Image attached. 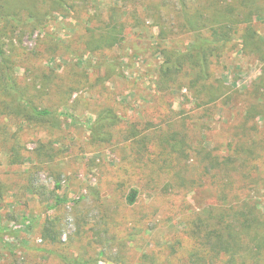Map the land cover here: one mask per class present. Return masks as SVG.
<instances>
[{
	"label": "rangeland",
	"instance_id": "rangeland-1",
	"mask_svg": "<svg viewBox=\"0 0 264 264\" xmlns=\"http://www.w3.org/2000/svg\"><path fill=\"white\" fill-rule=\"evenodd\" d=\"M28 5L27 24L0 22V264H188L192 225L219 205L206 153L232 154L243 122L264 136V61L245 46L248 24L220 30L213 0ZM215 32L227 35L205 49L199 100L188 84L203 60L179 54ZM248 192L264 215V181Z\"/></svg>",
	"mask_w": 264,
	"mask_h": 264
},
{
	"label": "trees",
	"instance_id": "trees-1",
	"mask_svg": "<svg viewBox=\"0 0 264 264\" xmlns=\"http://www.w3.org/2000/svg\"><path fill=\"white\" fill-rule=\"evenodd\" d=\"M227 1L213 0L214 9L219 17L218 22L223 23L220 25V30H228L232 33L236 30L233 28L237 27V19L244 18V21L239 23L248 24L244 36L245 46L264 61V42L253 28L251 17L254 9H259V0H231L230 4ZM19 2L22 5L20 12L16 9ZM28 2L29 0H0V22L11 21L17 25L27 24L37 14L33 11L29 12ZM11 12L13 15L8 14ZM25 12L30 13V18L27 20L21 17ZM199 17H202L200 12ZM213 17L215 19V16ZM246 19L248 20L246 21ZM186 21L188 24H192L189 19ZM116 29L117 27H115ZM111 35L104 36L100 43L108 41L110 39L108 37ZM114 35L117 33L113 34V37ZM206 35L207 37L200 33L194 35V43L187 54H179L183 61H187L193 55H200V60H203L197 63L194 69L199 70L197 78L188 84L189 90L195 93L199 100H202L208 90L206 85L207 70H209L208 57L214 55V52H209V56H207L205 49L209 45H213L214 42L226 39L227 32H223V35L218 38H216V32L210 37L208 34ZM1 41L2 38H0V55L5 56ZM180 65H182L181 62L178 72L183 70ZM259 84V92L264 93V75ZM217 92L218 90L212 92L210 90L208 96L218 99ZM262 107H254V111H259ZM38 113L49 114L46 110ZM242 125L239 133L240 141L235 145L229 144L232 154L221 156L220 154L206 153L207 171H216L219 205L208 208V215L200 217L192 225L190 234L195 243L188 250V264H224V262L225 264H263L261 257L264 256V252L260 257H253L248 252L251 251L253 245H257L261 251L263 250L264 215L251 196L252 194L248 192V195L243 198L242 191H255L264 181L261 164L258 162L264 156V136L260 134L257 125L254 126V137L251 136L253 131L246 128L248 124L243 122ZM5 133L6 130L0 127V139L4 137ZM16 150L19 151L18 148ZM137 198L138 193L134 190L128 200L132 205L136 203Z\"/></svg>",
	"mask_w": 264,
	"mask_h": 264
}]
</instances>
